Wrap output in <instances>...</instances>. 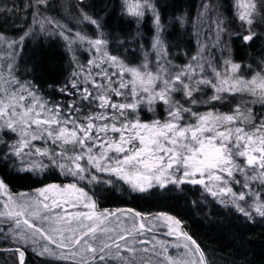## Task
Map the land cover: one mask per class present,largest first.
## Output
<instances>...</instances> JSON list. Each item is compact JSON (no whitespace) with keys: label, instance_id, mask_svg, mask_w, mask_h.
<instances>
[{"label":"snow or ice","instance_id":"snow-or-ice-1","mask_svg":"<svg viewBox=\"0 0 264 264\" xmlns=\"http://www.w3.org/2000/svg\"><path fill=\"white\" fill-rule=\"evenodd\" d=\"M71 7L73 21L56 0L0 5L5 23L31 9L18 34L0 24V252L11 264H210L179 213L103 202L197 188L194 206L264 223V0L233 12L238 27L225 0H201L194 52L173 43L167 0Z\"/></svg>","mask_w":264,"mask_h":264},{"label":"trees","instance_id":"trees-1","mask_svg":"<svg viewBox=\"0 0 264 264\" xmlns=\"http://www.w3.org/2000/svg\"><path fill=\"white\" fill-rule=\"evenodd\" d=\"M26 0H0V5L12 7L13 5L23 6ZM58 3V11L66 19L73 21V9L71 5L74 0H56ZM96 6L95 11L100 12L105 6L108 11H118L120 0H91ZM201 0H167V3L174 5L169 7L168 24L169 32L175 37L173 43H180L181 46L189 52H194L196 48V36L194 33L199 32L201 27L206 31L207 19L200 21L195 17L199 12V4ZM67 7H63L64 4ZM227 14L230 22L234 27H238V22L233 16V12L237 15L240 13L238 0H225ZM31 9L14 13L10 21L5 23L4 18L0 17V24L4 30L10 34H18L23 31L22 27H16L14 21L19 20L20 16L27 17ZM173 12L177 16L184 14L185 19L182 24H177L173 19ZM27 23V19L23 21ZM113 27L118 28L117 18L112 20ZM258 30L264 26H257ZM111 31V29H109ZM203 38V36L201 37ZM264 45L260 42L257 50ZM234 48L242 49V45H234ZM32 54V47L25 44V51L21 54V65ZM251 60V54L248 57ZM83 60V56H81ZM23 70V68H22ZM45 94H50L52 89L46 85H41ZM17 189L31 187L30 181H15ZM117 199L105 201L104 206L109 208L115 207H131L137 210L147 211H171L179 213L185 222V227L194 235L201 246L206 249L210 264H264V223L257 221L255 224L248 225L241 218L234 214H230L228 210L223 209L214 203H204L193 205L192 201L200 199V191L197 188H188L186 192L165 193L163 196L157 195L151 199L138 200L135 194L118 191ZM169 197V198H165ZM3 247V244H0ZM11 264V257L5 252H0V264Z\"/></svg>","mask_w":264,"mask_h":264},{"label":"rangeland","instance_id":"rangeland-1","mask_svg":"<svg viewBox=\"0 0 264 264\" xmlns=\"http://www.w3.org/2000/svg\"><path fill=\"white\" fill-rule=\"evenodd\" d=\"M246 3H247V0H238V5H239V9H240L239 12L244 10L243 5H245Z\"/></svg>","mask_w":264,"mask_h":264}]
</instances>
